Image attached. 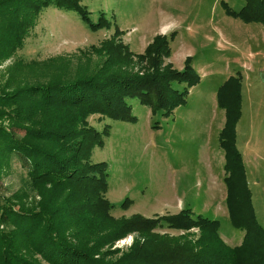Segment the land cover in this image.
<instances>
[{
    "label": "trees",
    "instance_id": "16d2710c",
    "mask_svg": "<svg viewBox=\"0 0 264 264\" xmlns=\"http://www.w3.org/2000/svg\"><path fill=\"white\" fill-rule=\"evenodd\" d=\"M244 1L239 12L224 3L226 13L264 25V0ZM51 6L74 11L93 31L112 26L103 14L93 23L81 0H0V66L11 62L0 89V121L12 120L19 131L28 129L23 138H17L16 132L0 125V155L17 152L24 156L29 186L41 196L34 210L2 199L0 264H264V227L244 184L241 155L235 146L241 77H231L218 92L219 106L226 111L221 133L226 204L232 227L244 234L241 244L228 245L220 235L219 221L194 216L188 209L156 219L135 215L117 223L110 213L114 206L106 198L108 165L91 160L93 151L104 147L110 126L99 130L90 118L137 121L129 104L133 99L153 114L171 116L199 81L193 57L186 58L182 70L165 63L174 39L167 34L156 36L143 54L134 57L116 28L113 37L101 43L100 51L106 56L96 69L62 79L50 74L47 81L36 82L39 73L32 72H39L46 61L28 62L17 55L43 11ZM135 58L139 72L132 69ZM47 62L51 67L55 64L54 59ZM49 109L62 112L64 118L50 122ZM127 205L125 201L122 207ZM163 228L184 234L175 239L162 237L156 230ZM193 228L199 236L191 241ZM133 233L143 241H136L121 257L107 260L114 253H104L102 248Z\"/></svg>",
    "mask_w": 264,
    "mask_h": 264
},
{
    "label": "rangeland",
    "instance_id": "374dc122",
    "mask_svg": "<svg viewBox=\"0 0 264 264\" xmlns=\"http://www.w3.org/2000/svg\"><path fill=\"white\" fill-rule=\"evenodd\" d=\"M81 2L93 23L103 14L111 28L93 31L74 11L64 12L53 6L44 10L17 55L28 62L46 61L39 72H32L39 73L41 79L36 82L47 81L50 74L62 79L96 69L106 56L100 51L101 43L111 39L116 28L134 57L143 54L156 36H173L172 54L165 63L182 70L186 58L193 57L199 78L189 90L186 103L169 117L153 114L133 99L129 104L137 121L90 118L99 130L110 126L104 147L96 148L91 160L108 165L106 198L114 206L111 216L119 223L135 215L156 219L188 209L194 216L219 221L222 239L230 246L240 245L244 234L232 227L226 204V154L221 147L226 111L219 106L218 92L231 77H241V115L235 127V146L241 155L244 184L264 227V25L247 23L226 13L224 3L239 12L244 0ZM51 59L55 60L52 67L47 62ZM136 60L132 69L139 72ZM10 63L9 60L0 66V89L8 78L5 70ZM48 111L50 122L64 118L60 111ZM0 125L16 132L17 138H23L28 131L14 129L12 120L0 121ZM23 162L25 157L17 152L0 155V204L5 198L34 210L41 196L30 188L28 166ZM125 201L126 208L122 207ZM156 232L171 239L184 234L170 228ZM190 232L193 235L189 239L197 240L199 230L193 228ZM139 240L143 241L133 233L105 245L102 252L114 253L107 260L117 259Z\"/></svg>",
    "mask_w": 264,
    "mask_h": 264
}]
</instances>
